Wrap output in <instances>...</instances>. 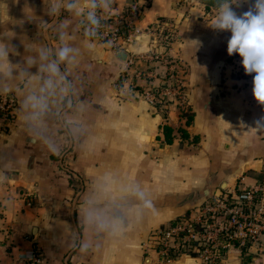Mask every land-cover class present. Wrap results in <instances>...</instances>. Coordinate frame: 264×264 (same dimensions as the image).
<instances>
[{
    "label": "crops",
    "instance_id": "1",
    "mask_svg": "<svg viewBox=\"0 0 264 264\" xmlns=\"http://www.w3.org/2000/svg\"><path fill=\"white\" fill-rule=\"evenodd\" d=\"M56 2L0 0V41L13 48L9 61L17 71L41 47L53 54L62 43L76 49V62L60 65L70 92L54 98L31 124L21 104L37 85L26 88L18 77H0V94L17 101L14 118H0V264H32L36 255L41 264H203L193 257L162 260L145 254L141 243L150 230L185 214L205 195L241 189L260 178L264 131L255 127L264 117V103L253 94L256 74L245 72L238 53L228 54L231 32L210 27L217 9L206 10L199 0H148L138 20L136 51L151 48V27L165 20L174 37L170 55L187 67L186 105L193 118L187 124L169 104L164 119L137 93L120 88L124 61L108 44L85 35L84 16L64 7L49 15ZM128 2L114 0L111 11L120 12ZM254 3L239 0V6H230L239 16ZM62 22L68 25L63 42ZM164 72V65L156 66L151 83L160 85ZM164 125L172 128L170 143ZM179 128L190 138L182 139ZM37 132L41 138L34 140ZM192 135H198L197 142H190ZM104 177L112 181L113 213L126 225L115 238L91 232L81 216L85 195ZM135 184L154 208L141 207L122 191ZM85 240L93 248L81 254ZM224 264H264V236L244 252L231 249Z\"/></svg>",
    "mask_w": 264,
    "mask_h": 264
},
{
    "label": "built area",
    "instance_id": "2",
    "mask_svg": "<svg viewBox=\"0 0 264 264\" xmlns=\"http://www.w3.org/2000/svg\"><path fill=\"white\" fill-rule=\"evenodd\" d=\"M148 0H129L120 12L110 11L101 20L93 37L106 43L114 51L127 53L124 70L119 79L120 88L137 93L156 113L167 118V107L174 104L181 116L186 118L185 73L179 61L170 55L173 31L165 20H158L152 27L151 48L136 51L137 38L142 33L138 20L142 17ZM98 15H101L98 12ZM141 67H134L135 63ZM164 65L165 72L160 85L151 83L156 66ZM133 69V74L129 73ZM17 101L11 94H0V118H14ZM69 179L73 172L65 169ZM264 236V168L252 185L232 191L205 195L185 214L169 220L149 231L142 241L145 254L155 253L162 260L180 257L198 258L203 264H224L228 252L237 249L244 252L250 245L260 242ZM39 255L32 264H41Z\"/></svg>",
    "mask_w": 264,
    "mask_h": 264
},
{
    "label": "clouds",
    "instance_id": "3",
    "mask_svg": "<svg viewBox=\"0 0 264 264\" xmlns=\"http://www.w3.org/2000/svg\"><path fill=\"white\" fill-rule=\"evenodd\" d=\"M114 0H57L50 6L49 15L58 14L61 7L75 16H84L87 26L85 35L93 38L101 25V20L107 15ZM239 6V0H217V11L214 20L209 23L214 30L230 31L231 36L227 44L229 55L238 53L242 57V65L247 74L255 73L253 78V94L255 98L264 103V0H255L254 5L241 15L231 8L230 5ZM98 12L101 15H98ZM66 23L58 26V34L61 42L65 39ZM13 48L0 41V77L13 79L18 77L23 80L26 88H31L24 96L21 109L25 113V121L32 123L49 110L50 103L54 98L64 99L71 90V84L66 74L61 71V64L72 65L76 62V49L67 44L62 45L55 51L47 47L36 50L37 55L26 60V66L19 71L10 63L9 54ZM35 67L36 72L31 69ZM38 127V125H37ZM257 131H264V117L256 122ZM37 132L34 140L40 139ZM49 150L55 155L58 149L50 141L45 140ZM7 179L6 177L4 180ZM2 181V180H0ZM112 181L108 177L97 179L93 187L85 195L81 216L84 226L94 233H103L110 238L121 234L125 228L124 219L114 215L113 208L115 199L112 197ZM127 195L134 197L143 208H154L153 202L147 197L140 185H130L122 189ZM91 241H82L79 252L87 254L92 250Z\"/></svg>",
    "mask_w": 264,
    "mask_h": 264
},
{
    "label": "trees",
    "instance_id": "4",
    "mask_svg": "<svg viewBox=\"0 0 264 264\" xmlns=\"http://www.w3.org/2000/svg\"><path fill=\"white\" fill-rule=\"evenodd\" d=\"M200 2H202L205 6L206 10H210V9H217V0H199ZM182 71H184V73H186L187 67L185 65H183L181 67ZM186 116V123L190 124L193 115L192 113L187 112V114H185ZM163 132H164V136H165V140L167 143H170L173 139L172 136V128L164 125L163 126ZM178 132L180 133V136L182 139H189L190 138V134L188 133V131L185 128H179ZM198 135H192L190 142L191 143H195L198 141Z\"/></svg>",
    "mask_w": 264,
    "mask_h": 264
},
{
    "label": "water",
    "instance_id": "5",
    "mask_svg": "<svg viewBox=\"0 0 264 264\" xmlns=\"http://www.w3.org/2000/svg\"><path fill=\"white\" fill-rule=\"evenodd\" d=\"M135 47V45H132V46H129V48L125 49V50H120V51H117V57L121 60V61H126L127 60V53L130 51V50H134L133 48ZM197 197V196H195Z\"/></svg>",
    "mask_w": 264,
    "mask_h": 264
}]
</instances>
